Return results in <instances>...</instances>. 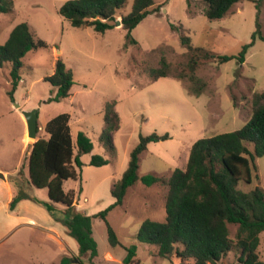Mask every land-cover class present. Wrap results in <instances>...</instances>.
<instances>
[{"label": "rangeland", "instance_id": "1", "mask_svg": "<svg viewBox=\"0 0 264 264\" xmlns=\"http://www.w3.org/2000/svg\"><path fill=\"white\" fill-rule=\"evenodd\" d=\"M65 1L13 0L11 11L0 13V43L16 24L26 22L34 36L48 44L22 59L21 80L12 99L7 94L8 70L0 69V173L7 174L5 180L0 178V264H55L62 255L79 264L76 241L63 224L64 206L51 202L45 188L27 181L30 143L45 135L46 122L62 112L70 114L72 139L82 131L93 143L92 151L81 155L77 178L63 184L66 192H73L76 208L94 216L91 225L97 256L83 258V264H122L124 247L132 244L139 264H172L157 254V246L135 238L143 220L164 221L166 216V187L145 186L141 177L146 173L167 177L184 166L196 140L236 130L249 119L252 93L264 91V41L256 38L243 62L236 57L252 41L257 22L264 34V0L238 2L216 20L206 18L200 8H192L195 12L189 15L187 0H154L155 5H163L160 13L147 15L131 31L138 46L126 48V31L121 26L104 33L90 26H71L59 14ZM132 2L126 0L118 14H128ZM172 26H181V30ZM181 32L189 37L192 47L235 56L223 63L210 59L195 69V76L204 82L199 95L191 93L187 76L149 79V69L158 66L162 55L171 64L172 73H178L186 62L188 51L181 44ZM57 58L71 69L73 85L66 98L48 102L53 87L46 78L53 74ZM112 101L116 102L120 127L112 135L111 148L99 136L105 103ZM34 109L39 129L31 138L24 112ZM151 133L167 134L168 138L147 144L139 155V179L127 190L123 204L107 213L106 220L120 242L111 247L105 221L97 214L114 202L112 184L127 168L139 136ZM93 154L101 155L107 164L91 165ZM254 164L252 181L238 185L245 191L255 186L264 189V158L256 157ZM18 193L23 194L22 199L11 210L9 202ZM258 251L264 260V231L259 234ZM233 260L229 253L224 264Z\"/></svg>", "mask_w": 264, "mask_h": 264}, {"label": "trees", "instance_id": "2", "mask_svg": "<svg viewBox=\"0 0 264 264\" xmlns=\"http://www.w3.org/2000/svg\"><path fill=\"white\" fill-rule=\"evenodd\" d=\"M125 1L67 0L59 8V14L71 26H90L95 32L104 33L115 26L120 16L118 11ZM241 1L187 0V8L189 15L195 12L192 8H200L199 11L206 18L216 20L226 16ZM162 6L155 5L154 0H133L130 12L120 16V26L126 31L124 48L128 45L138 46L131 31L147 15L159 14ZM255 6L258 17V1ZM12 8L13 0H0V13H7ZM256 25L252 41L236 57L239 62L244 61L247 49L256 38L264 41L259 22ZM173 28L181 30V26ZM180 41L187 48L188 56L186 62L180 65L179 72L172 73L171 64L162 55L158 66L148 71L150 80L170 75L178 79L187 76L191 93L199 95L204 82L195 76V69L210 59L223 63L235 58L233 55H219L204 48L192 47L189 37L182 32ZM47 46L45 41L34 36L26 22L16 24L6 40L0 43V69L8 70L10 88L7 94L10 99L21 80L24 56L31 50ZM46 81L53 87L48 102H59L69 95L73 74L63 60L57 58L53 74ZM115 103H105L104 127L99 136V140L111 148L112 135L120 127ZM43 129L45 135L29 145L27 181L36 188H45L51 202L64 206L63 224L67 234L75 239L76 259L79 264H83V258L97 256L91 225L94 216L76 208L73 192H66L63 184L67 179L77 178V168L80 169L82 165L81 155L90 153L93 143L82 131L76 134L75 140L72 139L70 114L66 112L50 118ZM166 138L167 134L140 135L137 145L130 152L127 168L112 184L114 202L97 214L105 221L109 246L115 247L120 242L106 220L107 213L123 204L127 190L139 179V155L146 150L147 144ZM256 157L264 158V91L252 93L250 117L242 127L196 140L190 147L184 166L175 168L167 177L153 173L141 177L145 186L166 187V216L164 221L143 220L135 235L136 240L157 246V254L172 264H224L229 253H233L234 260L228 264H264L258 251L259 234L264 231V189L255 186L245 191L238 186L241 181H252ZM89 163L101 166L107 164V160L93 154ZM22 196L21 193L14 195L9 202V209H15ZM232 226H235L233 233ZM124 249L126 254L122 264H139L136 245ZM72 260L69 255H62L55 264H72Z\"/></svg>", "mask_w": 264, "mask_h": 264}, {"label": "water", "instance_id": "3", "mask_svg": "<svg viewBox=\"0 0 264 264\" xmlns=\"http://www.w3.org/2000/svg\"><path fill=\"white\" fill-rule=\"evenodd\" d=\"M116 26H120L121 22L119 19L115 21ZM24 118L27 126V135L31 138H35L37 131L39 129L37 125V112L36 110L24 112ZM0 178L4 179V176L2 173H0Z\"/></svg>", "mask_w": 264, "mask_h": 264}, {"label": "crops", "instance_id": "4", "mask_svg": "<svg viewBox=\"0 0 264 264\" xmlns=\"http://www.w3.org/2000/svg\"><path fill=\"white\" fill-rule=\"evenodd\" d=\"M23 140H24V139H23ZM3 173H4V175H3V176H4V180H5V177H6V175H7V174H6V172H3Z\"/></svg>", "mask_w": 264, "mask_h": 264}, {"label": "bare ground", "instance_id": "5", "mask_svg": "<svg viewBox=\"0 0 264 264\" xmlns=\"http://www.w3.org/2000/svg\"><path fill=\"white\" fill-rule=\"evenodd\" d=\"M27 142H29V139L27 138Z\"/></svg>", "mask_w": 264, "mask_h": 264}]
</instances>
